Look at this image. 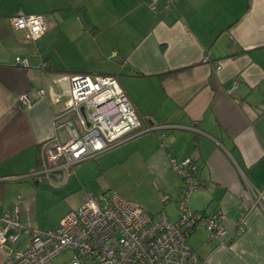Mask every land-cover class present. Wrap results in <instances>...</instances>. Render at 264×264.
I'll use <instances>...</instances> for the list:
<instances>
[{
    "label": "crops",
    "instance_id": "crops-1",
    "mask_svg": "<svg viewBox=\"0 0 264 264\" xmlns=\"http://www.w3.org/2000/svg\"><path fill=\"white\" fill-rule=\"evenodd\" d=\"M4 1L0 215L16 206L26 230L16 244L0 247V264L9 248L24 247L27 229L37 227L23 222L41 184L29 172L38 166L43 141L68 139L56 124L73 119L72 113L56 116L67 98V77L75 74L113 75L141 123L140 131L102 154L100 165L120 158L129 167L149 169L167 208L178 212L182 181L169 158L190 156L201 184L189 207L224 213L231 238L223 246L196 228L189 246L209 264H264V0H173L168 7L165 0H17L15 7ZM19 13L43 14L44 34L25 41L10 23ZM16 56L26 57L28 67L17 65ZM24 92L34 97L29 107L18 102ZM151 126L166 127L144 131ZM162 133L165 147L158 144ZM63 177L62 171L51 176L59 186ZM243 216L245 229L237 233Z\"/></svg>",
    "mask_w": 264,
    "mask_h": 264
},
{
    "label": "built area",
    "instance_id": "built-area-1",
    "mask_svg": "<svg viewBox=\"0 0 264 264\" xmlns=\"http://www.w3.org/2000/svg\"><path fill=\"white\" fill-rule=\"evenodd\" d=\"M172 1L165 0L164 6H170ZM150 6L154 8V2ZM10 23L29 42L46 30L41 13L15 14ZM15 62L22 68L28 67L24 56H16ZM67 78V98L56 117L72 113L73 119H63L56 126L66 129L68 139L60 142L53 135L40 144L38 166L29 172L34 178L50 180L53 173L62 171L67 180L75 164L106 151L124 135L141 129L131 102L113 75L75 74ZM234 88L233 84L228 93ZM36 94L43 98L44 88L37 89ZM18 102L29 107L34 97L24 92ZM164 127L151 126L144 131ZM158 144L165 147L164 133L158 137ZM169 166L182 181L176 203L177 220H171L165 211L150 215L115 193L87 194L55 226L27 229V243L22 248H9L2 264H47L64 251L71 253L65 264H209L192 250L187 238L201 225L209 241L228 246L231 236L224 224L225 215L221 211L198 212L189 207L191 193L201 184L197 165L190 156L170 157ZM0 221V247L17 243L26 230L19 221L17 207L11 214L0 215ZM244 229L243 216L236 232Z\"/></svg>",
    "mask_w": 264,
    "mask_h": 264
},
{
    "label": "rangeland",
    "instance_id": "rangeland-1",
    "mask_svg": "<svg viewBox=\"0 0 264 264\" xmlns=\"http://www.w3.org/2000/svg\"><path fill=\"white\" fill-rule=\"evenodd\" d=\"M13 1L14 7L17 6V0ZM1 3L5 4V1L3 0ZM111 149L75 164L73 173L69 176L70 179H67L66 183H64V177V180H60L64 183L61 186L53 178H50V180L41 179L39 190H37V198L34 204L29 206L28 215L25 212L23 222L42 229L53 227L68 211L77 208L87 194L92 193L95 195L115 193L136 203L149 214L165 211L174 220L173 218L177 217L178 212L175 211L174 206L167 208L168 203L165 204L159 195L157 185H155V175L149 169L129 167L120 158L107 159L105 165H100L102 154ZM80 167L81 170L85 169L83 175L77 173L79 178L82 175V180L75 173ZM196 228H203L207 235V231L203 226L197 225ZM70 257L71 253L64 251L49 264H65Z\"/></svg>",
    "mask_w": 264,
    "mask_h": 264
},
{
    "label": "trees",
    "instance_id": "trees-1",
    "mask_svg": "<svg viewBox=\"0 0 264 264\" xmlns=\"http://www.w3.org/2000/svg\"><path fill=\"white\" fill-rule=\"evenodd\" d=\"M61 72H62V73H67L68 71H67V70H62ZM37 163H39V159H38ZM1 183H3V182L0 181V184H1Z\"/></svg>",
    "mask_w": 264,
    "mask_h": 264
},
{
    "label": "water",
    "instance_id": "water-1",
    "mask_svg": "<svg viewBox=\"0 0 264 264\" xmlns=\"http://www.w3.org/2000/svg\"><path fill=\"white\" fill-rule=\"evenodd\" d=\"M81 111H83V108H81Z\"/></svg>",
    "mask_w": 264,
    "mask_h": 264
}]
</instances>
